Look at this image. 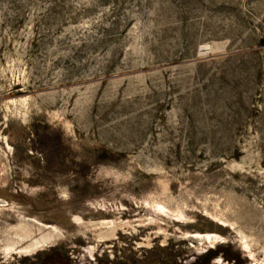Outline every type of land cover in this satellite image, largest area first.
<instances>
[{"label":"rangeland","instance_id":"obj_1","mask_svg":"<svg viewBox=\"0 0 264 264\" xmlns=\"http://www.w3.org/2000/svg\"><path fill=\"white\" fill-rule=\"evenodd\" d=\"M56 248L264 264V0H0V264Z\"/></svg>","mask_w":264,"mask_h":264},{"label":"trees","instance_id":"obj_2","mask_svg":"<svg viewBox=\"0 0 264 264\" xmlns=\"http://www.w3.org/2000/svg\"><path fill=\"white\" fill-rule=\"evenodd\" d=\"M219 253H222L227 260H231L234 262H242L240 258V253L234 251L231 245H220L216 250H210L209 258H212ZM160 255H158V258ZM71 259L69 258L67 251L59 248L53 249L51 251L44 252L41 259H36L31 264H69ZM163 264H173L176 262V256L174 253L167 252L166 250L163 252V257L161 259ZM156 260H153L150 264H153ZM197 264V263H195ZM205 264V263H200Z\"/></svg>","mask_w":264,"mask_h":264},{"label":"bare ground","instance_id":"obj_3","mask_svg":"<svg viewBox=\"0 0 264 264\" xmlns=\"http://www.w3.org/2000/svg\"><path fill=\"white\" fill-rule=\"evenodd\" d=\"M205 236H206V238H208V239H212V238H213V235H211V234H206Z\"/></svg>","mask_w":264,"mask_h":264}]
</instances>
